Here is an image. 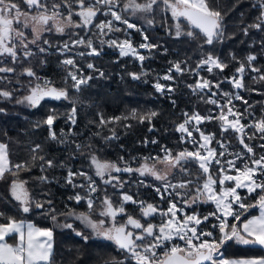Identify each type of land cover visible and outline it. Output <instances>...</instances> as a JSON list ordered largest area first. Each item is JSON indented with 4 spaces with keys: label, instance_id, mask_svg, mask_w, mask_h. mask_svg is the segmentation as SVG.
I'll return each instance as SVG.
<instances>
[{
    "label": "trees",
    "instance_id": "trees-1",
    "mask_svg": "<svg viewBox=\"0 0 264 264\" xmlns=\"http://www.w3.org/2000/svg\"><path fill=\"white\" fill-rule=\"evenodd\" d=\"M57 2L59 3L60 0ZM255 2L256 0H208L210 7L220 11L224 17L223 25L226 37L222 42L218 41L211 46L205 44L201 47L203 36L199 30L192 29L187 20L182 17L179 20H174L169 11L163 10L164 5L158 3L147 14L153 23L145 28L149 42L158 45V48L145 50L143 55L146 59L144 61L138 62L131 55L121 57L115 48L107 43L106 38L99 35L98 29L89 26L88 28H67L64 33H57L54 30L42 33L38 44L30 46L32 52L36 53L35 55L25 58L19 54L16 64H12L11 58H7V65L0 64V66H12L16 69L15 74L0 73V76L7 77L6 80L0 81V89L13 92L10 99L0 97V108L4 109V112H0V142L7 145L10 168L4 178L0 179V213L4 214L3 217H0V223L6 222V217L11 216L17 220H31L39 227L52 228L54 241L51 264H116L119 261H123L124 264H135L129 253L120 250L114 242L107 239L103 240L102 261L88 257L93 247L92 239L89 238L85 241L74 231L71 232L72 229L56 226L52 221L51 214L57 215L59 225L72 221V217L65 219L61 215L69 210L89 213L86 199L79 203L74 199H69L77 193L82 197H87V182L84 180V176L78 175L73 178L76 185H84V187H73L66 181L67 172L71 169L74 172H89L94 175L93 169L87 164L88 156L93 153L107 161H115L119 164L126 161L132 165H139L145 157H162L164 148L173 153L184 149H194L197 144L194 145L186 139L182 141L181 133L176 128L185 119V113L191 115L193 112H198L205 117L219 114L218 106L207 102L211 95L209 90L202 89L194 92L188 87L190 84H195L198 74L187 71V69L196 68L201 58L209 52L219 56L228 65L222 72L219 69H214L212 73H209L206 68L197 69L200 77L213 82L211 90L216 91V100L222 103L224 102L222 98L225 97L221 94L232 92L233 87L228 79L235 74L240 63H244L246 69L243 81L246 87L239 89L243 100H235L234 106L244 115L242 119L244 124H247L250 118L253 120L264 118V81L253 79L264 74V48L259 43L264 33L254 28L250 29L248 35L243 32L244 28L256 22L259 12L252 7ZM119 4L123 5V0H119ZM98 16L99 19H94V24L106 17L101 13ZM73 19L78 21L76 16ZM177 23L181 24L183 32L193 30L195 38L187 35L177 37L175 35ZM118 33L121 36H127L122 31L114 32L112 35L117 36ZM109 36V33L105 35V37ZM79 37H84L86 40L91 39L93 46L100 54L90 55L87 53L86 44H70L69 49L65 52L58 50V46L59 49H62L66 41ZM44 40H48L50 43L45 45ZM38 46L46 48L47 51L40 53ZM230 53L235 55V60L229 55ZM249 54L256 56V60L251 63V66H248L246 60ZM64 57H72L75 67L63 64ZM42 60L43 64H41ZM177 61L184 62L182 64L185 69L183 74L177 73L173 69L174 79L172 81L160 79V82L171 85L175 90L173 92L165 90L163 94L158 93L153 87L154 83L157 78H162L160 74L167 68H171L172 64ZM88 63L93 64L94 68L89 69ZM27 67L33 68L36 76L41 80L46 78L52 81L57 88H68L69 99L57 101L45 98L36 107L16 103V100L28 94L29 84L41 82L26 74L19 75ZM252 67L262 71L260 73L253 72ZM69 71H75L82 78L91 77V79L81 85L77 91L71 87L73 81L68 77ZM101 72L104 73L103 76L100 75ZM142 72L146 75H142L139 80H133L130 75V73L140 74ZM217 81L220 82L219 89L214 86ZM251 89H255V91ZM103 90L106 94L122 93V99L116 103L104 100L100 96V92ZM73 102L76 103L78 109L75 124L68 119L67 115L73 107ZM132 109H136L139 114L156 111L158 115L151 121L141 122L130 116ZM52 111L57 115L52 126V130L57 134L56 140L50 137L49 127L42 123ZM101 116L106 120L112 117H128V119H121L101 126L99 124ZM10 120H15L13 126L6 123ZM37 124H39L38 127ZM26 127H28V132L24 131ZM199 127L203 132L211 133L214 136L211 145L216 147L217 151L219 147L217 141H221L228 144L232 150L242 152L250 161L264 155V147H262L264 133L258 132L254 126L246 125L243 133L245 143L253 149L252 153H249L237 139L235 130L229 129L222 133L220 122L217 120L206 119L199 124ZM113 132H115V138L106 140L105 137H111ZM195 134L198 136L197 133ZM232 139H236L235 142H232ZM61 140L64 142L61 143ZM151 141L156 142L152 143ZM77 144L84 147L78 151ZM35 145H40V149L33 153L32 149ZM34 155L37 157L35 160H33ZM41 156L46 160H53L56 166L48 168L45 165L42 171V162L38 158ZM121 157H123V161H121ZM236 162L239 164V159ZM62 163L64 167L60 166ZM16 165H27V167L17 170ZM185 167L188 168L190 174L176 170L175 176L171 179H196L198 181L202 179V177H198L201 172L199 166L192 160H189ZM14 172L17 173L15 176ZM41 176H47L48 181L42 182L39 179ZM121 176L120 180L126 182L122 189L113 184L105 185L103 181L96 178L98 180L96 181L98 195L93 198L95 208L91 215L99 216L98 212L102 208L101 201L105 194L112 198L114 205L119 204L121 191H126L147 203L157 204L159 199L156 191L150 186L138 182L133 183L137 177L135 173H124ZM125 178L127 179L124 180ZM14 179L26 182L25 187L33 201L45 204L43 210L36 209L34 203L30 212L24 213L20 210L19 203L10 194V185ZM152 182L155 181L151 179L150 183ZM194 185L195 182H192L191 186ZM191 188L190 190H192ZM260 194V191L257 190L247 196L245 201H254ZM169 199L171 196H165L161 200L160 207L166 208ZM48 201L51 202L50 206ZM124 207L126 213L141 219V222L145 224L158 219V215L141 218L139 206L127 203ZM200 207L206 209L209 208V205ZM197 208L198 205H195L190 210ZM50 209H54V213L50 214ZM256 210L257 207L250 208L248 212L243 213L241 221ZM117 218L123 220L126 215H118ZM241 221L236 222L239 224ZM68 235H71L82 249L74 248L70 244L64 245L63 241ZM148 242H151V238L144 241V243ZM222 249L223 256L228 258L262 254V248L259 246L240 245L232 241L226 242Z\"/></svg>",
    "mask_w": 264,
    "mask_h": 264
},
{
    "label": "snow or ice",
    "instance_id": "snow-or-ice-1",
    "mask_svg": "<svg viewBox=\"0 0 264 264\" xmlns=\"http://www.w3.org/2000/svg\"><path fill=\"white\" fill-rule=\"evenodd\" d=\"M118 0H60L59 3H52L51 6L46 3V0H22V4L26 6L28 10L21 7V3L15 2V0H0V64L7 65V58H11L12 64H16L19 60V53L22 52L25 58H30L36 53L32 52L29 45H37L38 41L42 38V33L55 31L57 33H64L67 28H88L94 26L99 30V35H106L110 32H120L121 28L114 27V21H119L123 25H126L128 29H135L143 36L144 43L138 45L140 49H156L158 45L148 42V37L144 35L143 30L135 23L129 22L127 18L115 11ZM162 3L164 5V11H170L174 20L184 18L192 29H198L199 33L203 36V45H214L216 42H222L225 37V30L223 25L224 17L220 11L214 10L210 7L208 0H148L147 3H137V0H127L123 5V11H132L133 15L137 12H151L155 5ZM252 7L257 9L259 14L256 17V22L250 24L243 29L245 35L249 34L250 29H257L264 33V0H256ZM66 10L67 14L64 15ZM103 11L104 15H110V20H100L99 23L94 24V19H99L98 14ZM74 16L79 17V21L73 19ZM149 24L153 21L149 20ZM30 28L32 39L28 40L24 29ZM175 35L180 37L187 35L188 37L195 38L193 30L187 32L182 31L180 23L175 25ZM90 30V29H89ZM107 30V31H105ZM103 42V41H102ZM43 43L48 45L50 42L44 40ZM107 43L110 46L119 49L121 57L132 55L137 57L140 61H144L146 57L139 54L137 46H134L131 40L125 38L124 40L111 39ZM262 48H264V36L259 41ZM81 45L86 44L91 49L90 55H99V51L93 46L91 39H85L80 37L77 39H70L63 44V50L69 49V45ZM39 47V46H38ZM58 50L59 46H58ZM47 49L39 47V52L44 53ZM83 55V54H81ZM232 59L235 60L234 54H229ZM248 66L256 60V56L249 54L246 57ZM44 61H41L43 64ZM63 64L75 67V61L71 58H66L62 61ZM183 61H177L172 64L162 78H157L153 87L158 93L163 94L165 90L173 92L175 89L171 85H166L160 82V79L165 81H172L174 76L172 75L173 69L177 73L183 74L185 69L182 67ZM89 69L94 68V65L89 63L87 65ZM206 67L209 73H212L214 69H219L221 72L228 67L219 56L213 55L211 52L203 56L197 63L196 68H189L187 71L197 73V69ZM246 66L244 63H240L236 68V73L239 74V78L233 75L231 83L234 88H245L243 81V74L245 73ZM253 72L260 73L262 70L252 67ZM0 73H16L15 67L12 66H0ZM26 74L28 77H35L37 81H41V78L36 76L33 68L27 67L23 69V72L19 75ZM104 75L103 72L100 73ZM133 80H139L142 75L146 73H130ZM68 77L73 81L71 87L79 90L80 86L86 84L91 77L80 78L76 72L69 71ZM6 76H0V81L6 80ZM254 80L264 81V74L254 77ZM215 88H220V82L215 83ZM194 92L202 89H209L213 87V82L201 78L197 80L194 85H188ZM255 91V89H251ZM216 95V93H213ZM226 98L224 104H220L217 100L212 99L211 96L208 99V103L217 105L220 109L217 116L209 115L207 117L201 116L198 112H193L191 115L185 113V119L182 123L177 125L176 130L180 132L181 140L184 141L187 137L189 142L196 145L199 143L193 137V129L189 126L193 121L196 125L201 124L204 120H217L220 122L221 131L227 132L229 129L235 130L237 133H244L246 125L241 124V120L244 115L238 110H235L233 105V99L243 100V97L239 94L234 96L230 93H223ZM13 96L12 91L0 89V97L10 99ZM45 98H51L54 100H67L69 99L68 88H57L53 82L47 79H43L41 82L34 85L29 84L28 94L22 98L16 100V103L27 102L29 106L36 107L41 104V101ZM247 103V101H244ZM175 103V101H173ZM249 107H251L249 105ZM226 109V111H225ZM77 106L73 102V107L70 112L67 113L68 119L73 124L76 123ZM247 111V110H246ZM0 112H4L3 108H0ZM158 113L156 111H149L144 114H139L136 109H132L130 116L134 119L144 122L145 120L151 121L156 117ZM57 119V115L52 111L47 115L46 119L42 122L49 127V135L53 140L57 139V134L52 131L54 121ZM121 119H128V117H112L104 119L100 117L99 124L106 126L110 123L120 121ZM37 127L39 124L36 125ZM260 133H264V118L256 121L253 125ZM152 130L151 128L149 129ZM194 131L199 133V139L202 143L195 151H189L184 149L182 151L173 153L171 150L164 148L163 157H145L144 162L139 167L133 168L128 162H124L125 166L121 168L115 161L100 160L94 153L90 156L91 164L95 167V175L100 177L105 185L113 184L123 188L125 181L120 180L118 177L113 176L111 173L126 172V173H139L141 177L152 176L155 180L161 182L160 187H155L156 193L163 200L165 193H168L169 189L175 192V196L180 198V203L191 208L197 204V202H212L216 206V210L208 215L201 216L196 212L189 214L183 207H178L176 200L169 199L167 210H162L159 206L153 203H147L145 201H137L133 196L127 193L121 192V199L118 205H114L113 200L107 194L104 195L102 208L99 211V216L110 218L112 223L110 227H106V220H94L91 216V212L95 208L94 199L92 194L98 192L96 181L88 176L84 172H74L69 169L67 172L66 181L72 184L73 187H84V185H76L73 181L75 176H84L87 181V197H82L77 193L69 199H74L77 203L82 200H87V206L89 213H75L69 210L67 213H62L67 219L68 217L75 216L80 220L82 224L87 228H91L92 232L96 236L103 237L115 243V245L122 251H126L130 254V258L135 261V264H264V256L250 257V258H225L221 252V247L226 242L235 241L240 245H256L260 248H264V155H261L259 159L253 158L250 163H245L242 168L237 167L236 160L224 161L221 158L225 157L227 153V147L225 143L217 141L220 146V151L212 148L210 145L214 140L212 134H205L200 131L199 127H195ZM98 134V133H97ZM115 138V132L111 137H105V139ZM61 143L64 141L61 140ZM155 143L156 141H151ZM240 143L244 145L249 153L253 152L252 147L245 143L243 136L240 137ZM83 145H76V149L79 151ZM264 147V145H262ZM40 145H35L32 149L33 153L39 151ZM41 160L42 171L45 165L48 168L55 167L53 160H46L44 157H38ZM240 156L237 154V159ZM37 159L34 155L33 160ZM123 161V157L120 158ZM135 159V158H133ZM152 160V163H149ZM189 160H195L199 164V168L205 174L206 179L202 185H197L195 193L189 198L185 193L176 191L177 189H190L192 185L191 180H178L176 183L170 182L171 178L175 176L174 170H179L182 173H189L186 163ZM157 164L164 165L163 171L157 168ZM216 165L218 171L213 174L211 166ZM64 167L62 163L60 165ZM17 170L26 168L27 165H16ZM230 170L236 174H230ZM10 171L8 164V152L7 145L0 143V179H3L5 173ZM17 173H13L15 176ZM190 174V173H189ZM107 176V178H105ZM261 179H257V177ZM39 179L42 182H47V176H41ZM227 182H233L234 186H228ZM144 183L143 180L140 181ZM26 182L21 180H12L10 185V194L14 200L20 205V210L24 213H28L32 210V204H35L36 209L43 210L45 204L43 202L33 201L29 194L28 189L25 187ZM151 186V185H149ZM239 189H247L248 193H254L257 190L260 191V195L254 204H246L239 193ZM172 195L171 193H168ZM128 202L137 204L141 210V218L154 216L159 213L162 222L159 225L151 223H141V219H137L131 214L126 213L124 205ZM50 206L51 202H47ZM238 206V207H237ZM259 208V215L251 216L249 219L243 220L241 223H232L227 218L233 217L235 221H241L243 213L248 212L250 208ZM54 209H50V214L54 213ZM178 213H183V216H179ZM219 213V215H217ZM118 215H126L127 219L124 223H117ZM4 214L0 213V217ZM210 216H215L219 221L218 227L220 232L219 239H211L214 233L212 231H199L198 226H201L203 222L207 221ZM52 221L56 226H60L67 229H72L77 236L82 237L85 241L89 239L83 232L76 231L73 224L64 223L58 224L57 215L51 214ZM138 230V231H134ZM15 234L18 236V241L15 244H9L7 237ZM176 237L181 241H184V246L172 243L169 248L166 242L173 241ZM151 238L150 243H144V241ZM163 246L165 251L163 255L157 258V249ZM53 250V229L42 228L36 226L34 223L26 222L23 220H17L14 217H6V222L0 223V264H51ZM116 264H124L123 261L116 262Z\"/></svg>",
    "mask_w": 264,
    "mask_h": 264
},
{
    "label": "rangeland",
    "instance_id": "rangeland-1",
    "mask_svg": "<svg viewBox=\"0 0 264 264\" xmlns=\"http://www.w3.org/2000/svg\"><path fill=\"white\" fill-rule=\"evenodd\" d=\"M127 2V0H123V5L125 4ZM148 2V0H137V3H147ZM123 5H120L119 4V0H118V3H117V6L114 8V10L115 11H117V12H119L121 15H123L125 18H127L128 20H129V22H131V23H135L138 27H140L142 30H143V33H144V35H146L147 36V34H146V32H145V28H148V25H149V23H148V21L150 20L148 17H147V14L149 13V12H137L135 15H133V13H132V11L131 10H129V11H127V12H125V11H123ZM158 5V4H157ZM154 9V8H153ZM164 9V8H163ZM64 11V15H66L67 14V12H66V10H63ZM170 12V11H169ZM171 13V12H170ZM101 14H103V11L101 12ZM104 15V14H103ZM104 16H106V15H104ZM77 17V16H76ZM77 19H78V21H79V17H77ZM110 19H112V17L110 16V15H107L106 17H103L101 20H110ZM100 21V20H99ZM99 21L98 22H96V23H99ZM114 27H118V28H121V29H126V25H123L121 22H119V21H114ZM27 30L29 31V33L30 34H28V31H26V29H24V31H25V34H26V37H27V39L28 40H31L32 39V34H31V29L30 28H27ZM99 31V30H98ZM105 31H107V30H105ZM122 32L123 33H126L127 34V36H121L119 33H118V35L117 36H113L112 34L114 33V32H110L109 34H110V36L109 37H105V35H101L102 37H104V38H106V41H108V40H111V39H117V40H124L125 38H127V39H129V40H131V42L133 43V45L134 46H137V49H138V52H139V54H141V55H143V53H144V51L145 50H148V49H140V48H138V45L139 44H141V43H144L145 41H144V39H143V36L141 35V33L140 32H137L135 29H128L127 31H123L122 30ZM27 34H28V36H27ZM148 37V36H147ZM80 38V37H79ZM77 39V38H76ZM148 42H149V40H148ZM32 44H30L29 45V48H30V46H31ZM115 48V50L119 53V49L118 48H116V47H114ZM61 51H63V52H65L66 50H63V47H62V49H61ZM87 53H90L91 52V49L90 48H88L87 49V51H86ZM132 56V55H131ZM216 56V55H215ZM132 57H135V56H132ZM66 58H71L72 59V57H64L62 60H65ZM136 59H137V61L138 62H141L137 57H135ZM89 64V63H88ZM204 68H206V67H204ZM207 69V68H206ZM168 70H169V68H167L166 69V71L165 72H163L162 74H160V76L161 77H163L166 73H168ZM73 72H75V71H73ZM234 75H236L237 76V78H239V74H237L236 72H235V74ZM80 78H82L81 76H79ZM233 77V75L231 76V77H229V79L228 80H230L231 81V78ZM202 77H200V74L198 73V75H197V80H200ZM44 79H46V78H44ZM206 79V78H205ZM43 80V79H42ZM41 80V81H42ZM197 80H196V82H197ZM195 82V83H196ZM38 83V82H37ZM161 83H163V82H161ZM35 84V83H34ZM34 84H32V85H34ZM163 84H165V83H163ZM167 85V84H166ZM231 86L233 87V85H232V83H231ZM207 90H209V89H207ZM211 92V98L212 99H215L216 100V97H217V94L216 95H213V93H216V91H213V90H211L210 91ZM230 94H232L233 96L235 95V94H239L240 95V93H239V89H236V88H234L233 87V90H232V92H230ZM100 96H101V98L102 99H104V100H110L112 103H116V102H118L119 100H121L122 99V93H117V92H115V93H113V94H106L105 92H104V90L102 91V92H100ZM219 96V95H218ZM221 96H224L223 94H221ZM241 96V95H240ZM223 100H224V102H222L223 104L225 103V100H226V98H222ZM219 100H221V99H219ZM236 99H233V102L235 101ZM220 104H222L220 101H218ZM20 104H23V105H27V106H29V104L27 103V102H24V103H20ZM233 105H234V103H233ZM235 107V106H234ZM218 109H219V107H218ZM235 110H238L236 107H235ZM219 111H220V109H219ZM225 111H226V109H225ZM239 111V110H238ZM240 112V111H239ZM202 116V115H201ZM247 118H248V116H247ZM260 119H258V120H253V119H249L248 120V122H247V124H244L243 122H242V120H241V124H244V125H247V126H253L254 125V123L256 122V121H259ZM14 122H15V120H10V121H7L6 123H8V125H11V126H13L14 125ZM183 122V121H182ZM181 122V123H182ZM190 128H192L193 129V137L199 142V143H202V141H200V139H199V133L198 132H196V131H194V128L195 127H199V125H196V122L195 121H193L192 122V124L189 126ZM200 128V127H199ZM27 129H28V127H26V129L24 130L25 132H28L27 131ZM245 129H246V127H245ZM52 130V129H51ZM53 131V130H52ZM200 131H202L201 129H200ZM203 132V131H202ZM244 132H245V130H244ZM195 133H197L198 134V136H196V134ZM206 135L207 134H211V133H206V132H204ZM182 135V134H181ZM241 136H243V133H237V139L238 140H240V137ZM186 140H189L187 137L185 138ZM235 140L236 139H232V142H235ZM3 143V142H2ZM199 143H197V145H196V147L194 148V149H188L189 151H195L196 150V148L199 146ZM224 143V142H223ZM5 144V143H4ZM226 144V143H225ZM226 145H228V144H226ZM212 148H214V149H216V147H214V146H212V145H210ZM221 149H220V146L218 147V151L217 152H219ZM247 150V149H246ZM227 153H228V155H226V157L224 158V157H222L221 159L222 160H224V161H227V160H238L237 159V154H239V156H240V158H239V164H237V167H240V168H242L243 166H244V164L245 163H250V160H249V158L248 157H245L244 156V154L242 153V152H240V151H238V150H232V148H230L229 147V145H228V147H227ZM91 156V155H90ZM90 156H88V162H87V164L88 165H90L91 166V168L93 169V172H94V175H92V174H90L89 172H86L87 173V175L88 176H91L95 181H98L96 178H98L100 181H102L101 179H100V177H97L96 175H95V167L91 164V160H90ZM97 156V155H96ZM98 157V156H97ZM163 157V156H162ZM99 158V157H98ZM154 158V157H153ZM100 160H104V159H102V158H99ZM257 159H259V158H257ZM252 160V159H251ZM195 164H197L198 166H199V164H198V162L197 161H195V160H192ZM144 162V161H143ZM143 162H141V163H143ZM153 161L152 160H149V163H152ZM140 163V164H141ZM237 163V162H236ZM119 164V163H118ZM131 167H133V168H137V167H139L140 166V164L139 165H132V164H130V163H128ZM119 166L121 167V168H123L124 166H125V164H124V162L123 163H121V164H119ZM157 166V168L158 169H160L161 171H163V169H164V165H162V164H157L156 165ZM200 169V168H199ZM201 170V169H200ZM174 171H176V170H174ZM211 171L213 172V174H215L217 171H218V168H217V166L216 165H212L211 166ZM124 173H126V172H120V173H116V172H112L111 174L113 175V176H116V177H118L119 179H120V177H122L121 175H123ZM136 174V180L134 181L133 180V183H140V181L141 180H143L144 181V185L145 186H149V185H151L150 187L155 191V187H160L161 186V182L160 181H157V180H155L152 176H146V177H141L140 175H139V173H135ZM230 174H232V175H235L236 173L234 172V171H231L230 170ZM198 177H202V179L200 180V181H198V180H196V179H189V180H191L192 182H195V185L194 186H191L192 188V190H190V189H187V190H185V189H177L176 191H179V192H181V193H185L186 194V196L187 197H191L194 193H195V188H196V186L197 185H202L203 184V182H204V180L206 179V176H205V174L202 172V170H201V172H200V174H198ZM105 178H107V176L105 177ZM129 178H131V177H129ZM127 178H125L124 180H126ZM153 180V181H155V182H152V183H150V180ZM257 179H261V177H257ZM84 180L86 181V179H85V177H84ZM178 180H181V179H177V180H170V182H172V183H176ZM87 182V181H86ZM227 184H228V186H234V184H233V182H227ZM117 188H120L119 186L117 187ZM86 189H87V186H86ZM88 191V190H87ZM239 191V193H240V195H241V197H243V200H244V202L246 203V204H254L255 203V201L258 199V197H259V195L257 196V198L253 201V200H250V201H245V198L247 197V196H249L251 193H248V191H247V189H239L238 190ZM121 192H123V193H127L128 195H131L130 193H128V192H126V191H121ZM121 192L119 193L120 195H119V197H120V199H121ZM168 193H171L172 195H169ZM168 193H165L164 195L165 196H167V195H169V196H171V199H174V200H176V202H177V204H178V207H183L184 208V210L186 211V212H188L189 214H191L192 212H196V213H198V214H200L201 216H204V215H208L209 213H212V212H214L215 210H216V206H215V204L214 203H212V202H207V203H205V202H197V204L196 205H198V208L196 209V210H190V208L189 207H187V206H185V205H183V204H181L180 203V198L179 197H176L175 196V192H173V190L172 189H169L168 190ZM98 195V192L97 193H94V194H92V198H94L95 196H97ZM158 195V194H157ZM131 196H133V195H131ZM133 198L135 199V200H137V201H143V200H141V199H137L136 197H134L133 196ZM158 199H159V201L157 202V204H155V205H157V206H159V208L160 209H162V210H167V208H168V204H167V207L166 208H161L160 206H161V198H160V196L158 195ZM128 203H130V204H132L133 206H138L137 204H134V203H131V202H128ZM118 205V204H117ZM201 205H209V208H206V209H202L200 206ZM238 207V206H237ZM101 210V209H100ZM72 211H74V210H72ZM75 213H77V214H79V213H81L82 211H74ZM83 213H86V212H83ZM87 214V213H86ZM98 214H99V212H98ZM156 216L158 215V219L157 220H155V221H157V223H161L162 222V219H165V218H163V217H161V215L159 214V213H157V214H155ZM178 215L179 216H183V213H178ZM217 215H219V213H217ZM92 216V218L94 219V220H100V219H105L106 220V224H105V226L106 227H110L111 226V223H112V221H111V219L110 218H105V217H101V216H93V215H91ZM72 221H70V222H68V223H71V224H73V226H74V228L76 229V231H80V232H83V234H85L86 236H88L89 238H91L92 239V242H93V247H92V250H91V252H90V256H88V257H93V258H96L97 260L99 259V261H102L103 260V254H104V252H103V240H106L105 238H103V237H100V236H96V235H94L93 234V232H92V229L91 228H87V227H85V225L84 224H82L81 223V221L80 220H78V219H76L75 218V216H73L72 217ZM230 222H232V223H237L235 220H234V218L233 217H228L227 218ZM117 223H124V220H121V219H118L117 218V221H116ZM218 223H219V221L216 219V217L215 216H210L209 217V219L207 220V221H205V222H203V224L201 225V226H198V230L199 231H212L213 233H214V236L213 237H208V239L209 240H211V239H213V238H215V239H219V237H220V232H219V227H218ZM71 232H73V230H71ZM53 237H54V234H53ZM64 243V245H66V244H70L72 247H74V248H77V249H82L80 246L81 245H79L77 242H75V240L73 239V237L71 236V235H68L66 238H65V240L63 241ZM232 242H235V241H232ZM148 243H150V242H148ZM167 243V246L170 248L171 246H172V243H175V244H179L180 246H184V241H181V240H179L178 238H176V237H174L173 238V241H171V242H166ZM225 245H223L222 247H221V250H223L222 248L224 247ZM157 253H158V255H157V258L159 259L160 258V256H162V254H163V252L165 251V248L162 246V247H160V248H158L157 250ZM222 252V251H221ZM78 254V253H77ZM225 257V256H224ZM225 258H228V257H225ZM72 259H73V257H72ZM96 259H94V260H96Z\"/></svg>",
    "mask_w": 264,
    "mask_h": 264
},
{
    "label": "crops",
    "instance_id": "crops-1",
    "mask_svg": "<svg viewBox=\"0 0 264 264\" xmlns=\"http://www.w3.org/2000/svg\"><path fill=\"white\" fill-rule=\"evenodd\" d=\"M0 143H2V142H0ZM8 164H9V158H8ZM256 215H259V208L257 207V210L254 212V213H252V214H250L248 217H246L245 219H249V218H251V216H256ZM245 219H243V220H245ZM19 220H23V221H26V222H31V223H34V222H32L31 220H26V219H19ZM242 220V221H243ZM241 221V222H242ZM240 222V223H241ZM36 225V224H35ZM37 226V225H36ZM39 227V226H38ZM42 228H47V227H42ZM7 239V242L9 243V244H15V243H17V241H18V236H16L15 234H13V235H11V236H9V237H7L6 238ZM53 241H54V237H53ZM259 256H264V248H262V254H258V255H248V256H232V257H229V258H250V257H259Z\"/></svg>",
    "mask_w": 264,
    "mask_h": 264
},
{
    "label": "flooded vegetation",
    "instance_id": "flooded-vegetation-1",
    "mask_svg": "<svg viewBox=\"0 0 264 264\" xmlns=\"http://www.w3.org/2000/svg\"><path fill=\"white\" fill-rule=\"evenodd\" d=\"M15 2H17V3H21V7L22 8H24L25 10H28L27 8H26V6H24L23 4H22V0H15ZM46 3L49 5V7L51 6V4L52 3H58L57 2V0H46ZM26 31H28L27 29H26ZM28 34H29V31H28ZM28 34H27V36H28ZM32 50V49H31ZM20 55L22 54L23 55V53L22 52H20L19 53ZM124 221H125V219H123ZM141 223H143V222H141ZM148 223H151V224H154V225H159V223H157V221H155V220H152L151 222H148ZM134 231H138V230H134ZM162 247V246H161Z\"/></svg>",
    "mask_w": 264,
    "mask_h": 264
},
{
    "label": "water",
    "instance_id": "water-1",
    "mask_svg": "<svg viewBox=\"0 0 264 264\" xmlns=\"http://www.w3.org/2000/svg\"><path fill=\"white\" fill-rule=\"evenodd\" d=\"M127 219V217L125 218V220ZM163 255V254H162Z\"/></svg>",
    "mask_w": 264,
    "mask_h": 264
}]
</instances>
